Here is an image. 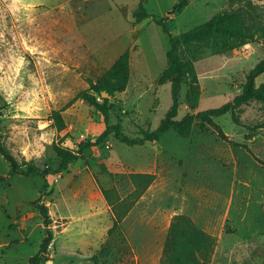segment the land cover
Wrapping results in <instances>:
<instances>
[{
	"label": "rangeland",
	"instance_id": "rangeland-1",
	"mask_svg": "<svg viewBox=\"0 0 264 264\" xmlns=\"http://www.w3.org/2000/svg\"><path fill=\"white\" fill-rule=\"evenodd\" d=\"M137 1L70 0L33 6L30 0H0V138L19 161L54 168V144L75 148L80 139L101 132L103 116L85 101L72 99L88 88V78L96 80L126 48L130 77L126 89L111 98L116 104L112 121L119 120L131 136L155 129L172 100L170 83L158 82L167 66L168 39L153 17H165L169 32L178 35L241 5L189 0L175 11L178 0H147L150 17L134 23L131 12ZM253 2L261 13L247 18L254 24L253 38L231 50L213 43L179 47L195 78L187 69L175 119L219 107L242 91L248 72L264 58V0ZM262 82L264 73L256 78V84ZM193 83L198 93L191 106L186 94ZM60 108L63 130L50 118L51 111ZM214 121L228 141L213 126L202 127L198 118L188 137L170 128L155 141L167 186L152 202L146 201L145 215L156 206H180L186 184L201 189L207 196L188 193L184 206L186 213L204 211L214 219L208 264H264V164L257 160H264V100L250 101ZM147 142L130 146L109 135L102 144L84 149L65 171L45 178L11 174L0 154V264H30L29 257L38 250L45 232L33 201L45 180L42 202L51 218L52 240L49 260L40 264H134L135 248L139 252L151 240L148 224L135 219L142 205L122 222L128 237L122 229L108 236L105 226L112 225V206L92 208L86 195L75 196L70 188L97 180L112 190L113 199L125 198L133 190L129 169L152 165L154 152ZM96 210L97 217L81 219ZM85 225L93 227L86 230ZM103 246L109 249L107 255L101 253ZM161 264H171L164 254Z\"/></svg>",
	"mask_w": 264,
	"mask_h": 264
},
{
	"label": "trees",
	"instance_id": "trees-1",
	"mask_svg": "<svg viewBox=\"0 0 264 264\" xmlns=\"http://www.w3.org/2000/svg\"><path fill=\"white\" fill-rule=\"evenodd\" d=\"M229 1L238 2L241 5L235 11H225L215 14L206 22L198 24L178 35H172L169 32L165 23V17H153V21L161 27V30L167 35L168 39V49L166 51L167 66L160 74L158 82L160 84L165 82L170 83L172 100L165 116L155 129L143 134L131 136L125 133L119 120L112 121V116L115 117L116 113V104L111 98L116 93H120L126 89L130 77V51L127 48L96 80L88 78V88L78 92L72 99L85 101L103 116L104 128L101 132L93 139H80L76 143L75 148L54 144L53 150L56 160L54 168H49L48 166L39 168L32 160L22 159L19 161L0 138V154L8 162L11 174H22L26 176L38 174L44 178L50 174H60L71 163L82 157L84 149L102 144L109 135H113L118 141L130 146L141 145L147 141H156L170 128L178 135L188 137L191 134L192 123L196 118L200 120L202 127H204L205 123L213 126L217 130L218 136L228 141V138L214 121V118L224 115L227 112L234 113L250 101L257 99L264 100V82L256 84V78L264 73V58L259 60L248 72L246 81L242 86V91L232 100L225 102L219 107L198 111L195 114L186 113L179 120L175 119V117L177 116L179 106V91L186 70L189 69L190 75L195 78L193 69L187 68L186 64L182 61L179 54V47L181 45L189 46L193 43H213L217 48L231 50L254 36L252 32L254 24L247 22V18L251 17L255 19V16H260L261 13L256 10L258 7L257 4L253 0ZM146 2L147 0L137 1L136 8L132 12L134 23L141 22L150 17L145 8ZM188 2L189 0H178L174 4L175 11L182 10L188 5ZM103 91L107 94L106 96L102 95ZM197 93L196 84H191L186 94V100L191 106L194 105V101L197 99ZM2 107L0 105V109ZM63 109H53L50 113V118L58 130H63L66 127L62 116ZM257 160L264 164V160ZM128 177L133 184V190L123 199H113L112 190L103 187L96 181L106 202L112 206L115 212L112 225L107 230L108 236L115 230H121L122 219L146 188L154 181L155 174L129 172ZM47 187L48 182L45 180L43 189L33 201V205L39 210L45 236L36 253L29 257L30 264H40L41 261L49 260L47 248L52 240V232L50 230L51 218L47 206L42 202V198L45 195L44 191ZM213 240L214 238L211 235L197 227L187 215L178 214L171 221L164 242L163 254L169 258L171 264H208L207 256L211 251ZM101 253L107 255L109 249L103 246Z\"/></svg>",
	"mask_w": 264,
	"mask_h": 264
},
{
	"label": "crops",
	"instance_id": "crops-1",
	"mask_svg": "<svg viewBox=\"0 0 264 264\" xmlns=\"http://www.w3.org/2000/svg\"><path fill=\"white\" fill-rule=\"evenodd\" d=\"M69 1L70 0H30V3L33 6H36V5H45V6L56 5L57 6L59 4L63 5L65 3H68ZM147 144L149 145L151 150L154 152L152 165H148L144 169H141V168L129 169V172L154 173L155 179L146 188V190L139 197V199L134 203V205L131 207L128 213L124 216V218L121 221V229L124 230L122 227V222L130 217V215L132 214V212L138 205H142V208L137 210V212L135 213V219L138 222L145 221L146 224H148V227H150L151 229V240L147 241L146 244H143L139 252H137L135 248L134 250L135 255L132 259H134L135 261L134 264H161L162 259H163L164 242H165L168 229L170 227V224H171V221L174 215L185 214L189 216V218L195 223L197 227H199L200 229H202L204 232H206L207 234L211 236L214 235L213 233L214 219L212 218L210 213H205L204 211H199L197 214L194 212H188V213L185 212L184 202L188 200V197H187L188 193L190 195L200 194L202 197L207 196V194L202 192L201 189L200 190L194 189V187H190L188 184L185 185V187L183 188V193L180 196L181 197L180 206L178 207L175 206L172 208H164L162 206H156L152 210L150 215L148 216L145 215L146 208L148 207V204L146 203V201L152 202V200L155 197H158L160 193L166 189V186H167V180H166L167 176H165L162 173L163 169L165 170V168H161V169L158 168L159 162L157 160V157L160 151L159 142L153 141V142H147ZM96 181L91 180L89 182V181L83 180L82 183L76 184L75 186L71 187L70 190L75 196L79 195V193L86 195L88 200L91 203L90 206H92V208H95L96 204L97 205L100 204L101 205L100 207L102 206L106 207L107 202L104 196L102 195V192ZM202 188L205 189L204 187ZM176 192H175V196H176ZM99 212L100 211L96 210L94 212L86 214V216L83 215L81 219L84 220L88 217H97L99 215ZM70 222L71 221H69L68 224H66V226L63 228L62 233L67 232L70 226ZM110 226H111L110 224L106 225L105 230L107 231ZM90 227H93V226L85 225L86 230H89ZM124 233L126 237H128L127 236L128 233L125 230H124Z\"/></svg>",
	"mask_w": 264,
	"mask_h": 264
},
{
	"label": "water",
	"instance_id": "water-1",
	"mask_svg": "<svg viewBox=\"0 0 264 264\" xmlns=\"http://www.w3.org/2000/svg\"><path fill=\"white\" fill-rule=\"evenodd\" d=\"M102 95H103V96H106L107 94L103 91V92H102Z\"/></svg>",
	"mask_w": 264,
	"mask_h": 264
}]
</instances>
